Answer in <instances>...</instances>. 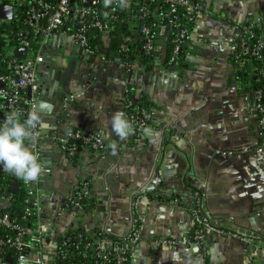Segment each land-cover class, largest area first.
I'll return each mask as SVG.
<instances>
[{
	"label": "crops",
	"instance_id": "0c3cea01",
	"mask_svg": "<svg viewBox=\"0 0 264 264\" xmlns=\"http://www.w3.org/2000/svg\"><path fill=\"white\" fill-rule=\"evenodd\" d=\"M202 2L180 68L163 63V38L157 45L161 58L147 67L135 62L130 71L105 53L83 57L60 34L44 44L38 81L43 103L53 108L46 105L48 113H42L48 127L41 186L54 233L80 228L109 243L141 219V238L128 264H187L189 258L193 264H264L262 138L247 83L232 58L242 27L264 25V14L258 0ZM70 94L76 99L63 107ZM129 97L133 104L144 97L152 117L143 134L122 140L112 132L111 118L117 110L128 117ZM66 127L101 135L106 149L81 146L74 158H65L52 138L56 128ZM81 179L90 182V200L75 217L61 202ZM197 191L207 195L213 225L247 237L208 233L197 248L190 213Z\"/></svg>",
	"mask_w": 264,
	"mask_h": 264
},
{
	"label": "built area",
	"instance_id": "2783aa9c",
	"mask_svg": "<svg viewBox=\"0 0 264 264\" xmlns=\"http://www.w3.org/2000/svg\"><path fill=\"white\" fill-rule=\"evenodd\" d=\"M0 3L13 7L12 21H22L26 29L13 33H4L2 65L0 66V125L6 117L15 113L21 120L35 110V101L40 93L38 81L40 66L44 61L43 47L53 34H60L77 45L80 52L93 55L96 51L90 44L93 32L109 34L115 27L119 14L124 12L127 21L141 20L136 30L145 54L157 49L155 40L172 33L171 54L168 64H177L179 54L187 40L189 28L194 23L197 13L203 9L202 0H128V6L121 8L116 0L110 5L105 0H0ZM164 6V10H160ZM260 11H264V0H258ZM184 12L181 17L180 12ZM154 17V20H150ZM6 20L0 19V26ZM254 23L243 26L237 38V50L234 60L240 66H248L247 97L257 114V125L262 138L258 152L264 154V39L253 36ZM157 32L154 33V28ZM131 37L126 35L121 44L122 51L127 50ZM17 47L25 49L21 56L14 53ZM124 67V64H118ZM30 91V96L28 95ZM128 89H126V93ZM76 99V94L68 95L62 102L68 106ZM128 117L137 128H145L152 117L150 111L141 108L126 99ZM39 135L33 152L41 157L47 135L44 129H38ZM53 144L59 146L65 158H74L81 146L91 151H104L106 144L103 137L84 128L66 127L56 130ZM26 143H30L27 142ZM43 173L38 181L25 184L14 174L3 170L0 165V226L4 233L0 236V264H127L131 253L141 238V219H135L128 231L117 240L107 243L103 238L85 237L77 234V229H69L60 234L54 233L46 223L42 202ZM18 183V191L10 189V183ZM22 194V206L15 210L20 215L16 220L8 209L14 193ZM90 182L81 179L72 188L69 195L61 202L64 210L79 217L84 212V201L89 196ZM207 195L195 192L190 213L194 221L192 241L202 249L208 233L222 234L229 232L246 238L240 231H225L216 227L205 210ZM60 215V211H58ZM249 238H247L248 240ZM70 248V249H69ZM87 258V262L78 260Z\"/></svg>",
	"mask_w": 264,
	"mask_h": 264
},
{
	"label": "trees",
	"instance_id": "16d2710c",
	"mask_svg": "<svg viewBox=\"0 0 264 264\" xmlns=\"http://www.w3.org/2000/svg\"><path fill=\"white\" fill-rule=\"evenodd\" d=\"M195 1V0H193ZM165 7L162 6L160 10H164ZM181 17H184V12H180ZM150 20H154V17H150ZM141 20L135 19L132 23L130 21H127V19L124 16V12L121 11L119 14L118 20L115 22V27L110 33L104 34V33H99V32H93L91 39H90V44L92 47L96 49L94 55L105 53L109 56V58L115 63V64H124L126 71H130L133 64L135 62H140L146 67L149 65H153L156 60H158L160 57V54L158 53V49H155L152 51L150 54H145L144 51L142 50V42L140 38L138 37L136 30L138 29V26H140ZM193 24V23H192ZM192 24L187 25L189 30L192 27ZM26 29V26L22 24V21H3L2 25L0 26V66L2 65V54H3V46H4V38L3 34L4 33H13L15 30L18 29ZM154 33L157 32V27L154 28L153 30ZM129 35L131 37L130 41L127 43V50L122 51L120 49V44L123 40V38ZM259 37L264 39V25L262 24H254L253 26V36L248 37V41L251 43L255 42V39ZM164 44H165V51L163 54V63L167 66H171L168 64V59L171 54V39H172V33H167L164 37ZM160 40V39H159ZM155 45H158V39L154 41ZM186 43L187 40H185V43L182 47V50L179 54L177 64H174L173 66L177 67H182L185 63V58H186ZM237 50V47H235L234 53ZM234 53L232 55L233 61L234 60ZM106 55V56H107ZM237 74H239L242 79L244 80L245 83H249L250 81L252 82L253 79L248 78V66H240L237 64ZM253 84V82H252ZM247 90H249V87H247ZM130 89H128L127 94H131ZM130 100V97L127 99ZM141 108H144L148 111H150V103L146 101L144 97H142L138 104H135ZM14 198L13 201L11 202V205L7 210L10 215L13 214L14 217H16V211L17 209L21 208L22 206V194L20 192L14 193ZM89 198H86L84 201V208L85 210L88 209V202ZM4 209L0 210V215H2ZM16 220L18 217L15 218ZM4 233L3 228L0 226V236ZM76 233L79 234H84V232L79 228L76 230ZM85 235V234H84ZM85 237H88L85 235ZM117 240L118 238H114ZM70 249V248H69ZM130 259V258H129ZM79 262L85 261L87 262V258H80L78 260ZM129 261L127 262V264Z\"/></svg>",
	"mask_w": 264,
	"mask_h": 264
},
{
	"label": "clouds",
	"instance_id": "9594fccd",
	"mask_svg": "<svg viewBox=\"0 0 264 264\" xmlns=\"http://www.w3.org/2000/svg\"><path fill=\"white\" fill-rule=\"evenodd\" d=\"M112 0H105V4L110 5ZM119 7L128 6V0H116ZM46 105L41 102L36 109L31 111L26 119L21 120L15 113L6 117L0 125V165L3 170L14 174L25 184L36 182L44 171V164L37 153L33 152L30 144H34L39 135L38 129L48 127L42 119V112ZM111 129L120 139H127L133 133V126L129 118L123 111L117 110L111 118ZM30 142V143H26ZM115 150L116 145H111ZM173 259H178L173 256ZM187 264H193L191 258Z\"/></svg>",
	"mask_w": 264,
	"mask_h": 264
},
{
	"label": "water",
	"instance_id": "95a60500",
	"mask_svg": "<svg viewBox=\"0 0 264 264\" xmlns=\"http://www.w3.org/2000/svg\"><path fill=\"white\" fill-rule=\"evenodd\" d=\"M262 14H264V11L262 12ZM12 15H13V7H12V5L6 4V3H0V19L6 20V21H11L12 20ZM24 51H25V49L23 47H17L15 49L14 53L16 55H18V56H21L24 53ZM81 55L84 57L85 54L82 53ZM67 94L68 93H66V92L62 93V95H64V96L67 95ZM28 95L30 96V91H28ZM43 96H44V91H43V88L40 86V93L37 96L36 101L34 103L35 109H36V107H37L38 104H40L41 102H43V100H42V97ZM46 105L51 108L50 109V111H51L52 108H53V105L52 104L50 105V104H47V103H46ZM42 113H48V112L47 111H43ZM56 130H59V129L56 128ZM143 132H144V129H137L135 126H133V133L134 134H137V133L143 134ZM18 188H19V186H18V183L16 181H12L10 183V189L12 191H18ZM19 215H20V212L19 211H16V216H19ZM196 247L198 248L197 245H196Z\"/></svg>",
	"mask_w": 264,
	"mask_h": 264
}]
</instances>
